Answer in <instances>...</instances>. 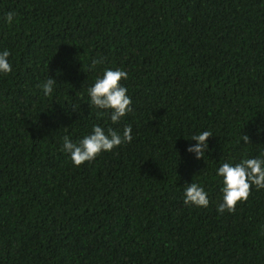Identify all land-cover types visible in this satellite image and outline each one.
Masks as SVG:
<instances>
[{
    "label": "trees",
    "instance_id": "16d2710c",
    "mask_svg": "<svg viewBox=\"0 0 264 264\" xmlns=\"http://www.w3.org/2000/svg\"><path fill=\"white\" fill-rule=\"evenodd\" d=\"M5 48L0 264H264V189L220 215L214 171L264 153V0H0ZM105 68L128 73L132 111L115 125L87 94ZM93 124L133 139L74 166L63 137ZM191 182L208 208L183 203Z\"/></svg>",
    "mask_w": 264,
    "mask_h": 264
},
{
    "label": "clouds",
    "instance_id": "9594fccd",
    "mask_svg": "<svg viewBox=\"0 0 264 264\" xmlns=\"http://www.w3.org/2000/svg\"><path fill=\"white\" fill-rule=\"evenodd\" d=\"M4 21L8 25L15 22V13L7 12ZM10 51L5 48L0 51V76H6L13 71L9 61ZM93 66L103 63V59L94 60ZM128 73L123 68H105L102 74L95 77L87 88V94L91 106L100 114L107 115L113 125L132 111V98L128 95V88L121 83L127 81ZM57 81L48 76L39 87L45 97L51 96L55 91ZM74 111H76L74 109ZM213 136L210 130H202L192 134L194 144H189L186 151L199 160H205L209 149L208 138ZM133 139L131 125H125L122 132L112 127H103L93 124L91 131L82 137L73 140L69 135L63 137L61 151L66 153L74 166H80L85 162L95 160L102 152H111L122 144L129 143ZM244 144L250 143L247 135H242ZM215 177L222 183V199L216 205V211L222 215L225 211L232 213L239 203L245 202L252 186L256 189H264V153L255 157H242L238 162L225 161L215 168ZM183 188V203L196 208H208L210 205L209 193L203 183H186Z\"/></svg>",
    "mask_w": 264,
    "mask_h": 264
}]
</instances>
